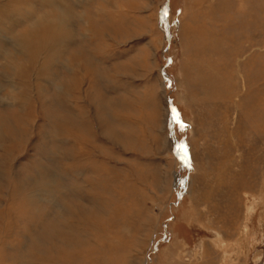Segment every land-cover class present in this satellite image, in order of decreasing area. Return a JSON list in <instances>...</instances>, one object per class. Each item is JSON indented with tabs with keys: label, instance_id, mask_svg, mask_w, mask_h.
Segmentation results:
<instances>
[{
	"label": "rangeland",
	"instance_id": "rangeland-1",
	"mask_svg": "<svg viewBox=\"0 0 264 264\" xmlns=\"http://www.w3.org/2000/svg\"><path fill=\"white\" fill-rule=\"evenodd\" d=\"M11 1L0 264H264V0Z\"/></svg>",
	"mask_w": 264,
	"mask_h": 264
},
{
	"label": "bare ground",
	"instance_id": "bare-ground-1",
	"mask_svg": "<svg viewBox=\"0 0 264 264\" xmlns=\"http://www.w3.org/2000/svg\"><path fill=\"white\" fill-rule=\"evenodd\" d=\"M11 1V0H9ZM16 2L18 1H22V0H15ZM39 0H37L36 2H38ZM43 1V0H42ZM45 1V0H44ZM58 1V0H57ZM15 2V3H16ZM30 2V1H29ZM40 2V1H39ZM12 3V1H11ZM35 3V2H34ZM43 3V2H42ZM32 4V2H31ZM30 4V5H31ZM46 4V3H45ZM28 5V4H27ZM50 6V4H49ZM52 6V5H51ZM29 7V6H28ZM68 7V6H67ZM49 10V9H48ZM65 10V9H64ZM28 13V9H26V11ZM47 13V12H46ZM43 14L42 16H39L40 18L37 20L38 23L35 25V30H33V32H31V36H29V39H27L28 41L31 40H35L37 39V43L39 41H43L46 45V43L50 40H52L53 38H56L57 35L59 34L60 32V27L58 25H60V23L56 20H52V17L54 16H48V13L47 14ZM117 13V12H116ZM52 14V13H51ZM62 14V13H61ZM12 15V14H11ZM53 15V14H52ZM65 17V16H64ZM58 20V19H57ZM30 21V20H29ZM63 23V22H62ZM33 24L34 26V23H31ZM30 26V25H29ZM38 27V28H37ZM30 28V27H29ZM34 29V28H33ZM65 29V28H64ZM32 30V29H31ZM30 30V31H31ZM28 31V32H30ZM21 34V33H20ZM28 35V34H27ZM24 36V35H23ZM37 37V38H35ZM24 38V37H23ZM39 40V41H38ZM41 44V43H40ZM39 46V45H37ZM30 64V63H29ZM16 73V72H15ZM238 101V100H237ZM226 113V112H225ZM228 113V112H227ZM224 116V115H223ZM226 116V115H225ZM221 118V117H220ZM222 130V129H221ZM232 134V133H231ZM238 135V134H237ZM238 144V143H237ZM233 148V146H232ZM223 150V149H222ZM231 150V149H230ZM233 150V149H232ZM219 153V152H218ZM225 153V152H224ZM228 153V152H227ZM229 155V154H228ZM221 157V156H220ZM223 158V157H222ZM219 159V158H218ZM228 160V159H227ZM221 166V165H220ZM253 198V197H252ZM254 208V207H253ZM239 232L241 233L239 235V238L240 240L242 241H245V239L243 240L244 236L247 234L246 232V229L242 223L241 227H240V230ZM237 240V239H236ZM205 242V241H204ZM212 242V245L215 247V248H218L222 253V256H221V259H220V263L219 264H226L227 262L230 263L233 259H231L230 255H231V251H228V247L230 248V246L232 245H235L236 243H229V242H226L221 236L220 234H217L214 236V239L211 241ZM202 247V245H201ZM233 247V246H232ZM246 247V246H245ZM214 248V250H215ZM202 249V248H201ZM231 249V248H230ZM234 250V249H233ZM247 250V249H246ZM245 249H242V252L243 251H246ZM204 251V250H203ZM206 252H208L206 250ZM247 252V251H246ZM200 254V253H199ZM207 254V253H206ZM194 256H195V253H194ZM195 258V257H194ZM197 259V258H196ZM210 263V262H209ZM227 263V264H228ZM195 264V263H194Z\"/></svg>",
	"mask_w": 264,
	"mask_h": 264
}]
</instances>
